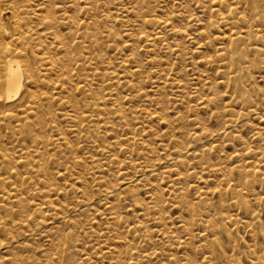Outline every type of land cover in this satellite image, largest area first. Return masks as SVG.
Instances as JSON below:
<instances>
[{
  "label": "rangeland",
  "instance_id": "rangeland-1",
  "mask_svg": "<svg viewBox=\"0 0 264 264\" xmlns=\"http://www.w3.org/2000/svg\"><path fill=\"white\" fill-rule=\"evenodd\" d=\"M11 1H0V25L6 26V28L11 26L9 29H14L18 27L16 22H20V25L22 24L21 31L25 30V36L18 43V47L26 49L25 59L30 62L33 60L35 66L36 82L32 91L34 95L36 94L34 101L37 112L35 113V107L33 110H28L31 111L29 113L25 112L24 108L17 110L18 108L13 109V107H4L0 104V118L2 117L0 125L4 122V126H0V176H4L3 183L6 181L3 185L0 178V190L3 189L2 192L0 191V195H2L0 196V213H2L0 219H3V222L0 220V242L7 243L12 237V240L14 239L13 248L8 251L9 253L1 251L0 257L10 258L16 263V259H19L21 261L18 260V264H22L26 259V264H32V260L33 264H52L55 261L56 264H105L109 261L108 264H112V262L114 264L115 257L117 258L119 255L114 252L124 251L119 256L121 259L117 258L121 262L119 264H264V0H221V3L219 0H90L91 3L88 0H52L53 5L50 3L51 0H20L30 6H25L26 4H22L19 0ZM39 5H42L44 9ZM68 5H75L77 8H73L74 6L71 8ZM23 6L26 7L25 10H21ZM232 6L235 7L232 8ZM16 7L17 9H15ZM12 8L16 10V17L13 16ZM230 9L234 12L231 13ZM17 11H21L25 20H22L23 16ZM35 11L36 13H34ZM38 11L44 13L40 14ZM68 12H70L69 15H67ZM64 13L66 14L64 15ZM46 14L51 16L52 21L58 18L52 22L48 16V20L51 21L48 22L44 19ZM236 15L241 19L239 20ZM225 17L228 20L226 23L230 24L224 23ZM38 18L40 21L37 20ZM222 18L224 19L222 20ZM143 19L157 21V27L147 25ZM58 22H61L62 25H59ZM47 23H49L48 28ZM24 25L29 26L28 28L31 27L34 31L29 32ZM56 25L58 30L55 29ZM22 26L26 29H23ZM51 29L52 31H50ZM149 29L151 30L149 31ZM35 30L39 33H36ZM237 30H240L241 33ZM253 31L255 32L253 33ZM52 32L53 34H51ZM229 32H232L231 35L239 33L241 41L243 40L239 44L238 51L241 52L242 49L244 59L237 64L233 63L229 57L232 38L231 35L229 36ZM27 33L29 35H26ZM31 33L34 34L33 37ZM30 35L31 37L28 38ZM224 35H227L229 39ZM28 39L31 41H27ZM148 40L151 42L145 43ZM0 41V44L4 43L2 40ZM5 43H7L6 40ZM242 44H245L246 47ZM246 54L249 55L246 57ZM45 59L46 61H43ZM47 61L50 63V68L46 67L49 64ZM81 61L84 65L81 64ZM120 63L121 65L125 64L123 67L127 68L121 67ZM79 64L85 68L82 69ZM53 66H57L58 70ZM128 68L131 71H138L139 75L132 74ZM42 71L44 72L42 73ZM46 71L48 72L46 73ZM125 71L127 72L125 73ZM93 72L97 74H93ZM119 73H122V76ZM92 74L95 76L91 77ZM38 75L40 76L38 77ZM124 77L129 79L124 80ZM109 78L117 79V83ZM77 80H79V84H77ZM177 85L180 88L183 87V90L181 91L180 88L179 90ZM237 86L246 93L245 99L239 98ZM4 89L1 85V94L6 92ZM115 90L119 92V96L117 92L114 93ZM38 95L42 96V99ZM36 99L40 100L42 104ZM3 112L13 114L14 117L13 115L10 117V114L3 116ZM89 114L92 116L90 117ZM39 116H42V120L45 117V121H42ZM48 117L51 120H48ZM12 118L14 119L12 120ZM2 119L4 120L2 121ZM39 119L40 121H38ZM74 124L76 125L74 126ZM11 125L12 127L9 128ZM17 128L20 130L18 131ZM55 128L59 133L55 131ZM32 132H36L35 135ZM83 134H86V138ZM42 135L45 141L42 140ZM87 136L92 139L89 140ZM63 137H66V141ZM29 140L35 142L30 141L31 145L28 143L30 146L27 147L26 142ZM62 143L64 144L61 145ZM95 144H97V148ZM24 145L27 149H24ZM56 145L61 148L58 149ZM37 146L39 149H43V151L42 149L39 151L41 153L37 152L39 150L36 149ZM30 147H34V152ZM104 148L109 150L108 154ZM26 150L28 151L25 152ZM29 150L33 154H30ZM19 152L27 154L21 155ZM182 153H187V157ZM3 154L4 157H1ZM178 154L183 156L181 155V160L177 162L174 161V158ZM40 155L45 157L40 158ZM21 157L24 158L23 161ZM37 157L39 159L36 160ZM33 158L35 160L30 163ZM38 160L43 164L36 162ZM32 164H35V166L33 165L35 168ZM152 164L155 167H148ZM26 167L28 173H26ZM43 168L47 169L48 173ZM147 169L149 171L156 169V175L152 177L148 174L150 172ZM29 170L33 171L32 176ZM217 171L219 173H216ZM34 172H38V174H34L38 176L33 178ZM65 173L73 174L74 177L65 175ZM20 175L21 179L18 180L20 178L18 177L16 180ZM60 175L66 177L62 178ZM6 176L13 181V184ZM98 177L101 178L98 179ZM35 178L36 180H34ZM30 179H33L34 182ZM45 180L52 186L56 182V186L54 185L52 189L49 187L50 184H45ZM126 182L131 187L128 190L122 187L127 184ZM41 185L44 187L43 190ZM16 186H20L19 189ZM31 186L37 187L35 189L38 191H35ZM135 186L136 188H134ZM99 187L107 191L104 189L102 191ZM29 188H32L31 192ZM54 188L56 191L58 190V196ZM25 189L29 192L26 193ZM104 191L111 192L112 196H105ZM121 191L123 194H120ZM7 192L23 194L20 197L23 200L27 199V201H23L25 207L17 203V200L14 203L13 199H8ZM35 192L38 193L35 194ZM206 193L209 196H206ZM25 194L27 196L29 194L28 198ZM34 194L39 197L35 198ZM24 196L25 198H23ZM50 197L53 198L52 207L54 209L49 205L41 210L43 212L36 208L34 210L36 204L45 198L50 199ZM155 198L157 201L159 200V206H155L157 203ZM39 199L40 201H38ZM31 200L38 203L33 202V206ZM85 200L86 202H83ZM6 201L8 202L6 203ZM23 203L21 204L23 205ZM7 204H9V208ZM87 204L88 206L84 208L83 206ZM113 205L115 209L111 208ZM30 206L33 213L35 211L34 214ZM4 207L6 211L12 208L11 212L8 211L9 215ZM29 208L30 210H28ZM60 208L61 210H59ZM64 211L65 214H63ZM26 213L27 215L33 214L29 220ZM55 214L58 218L57 216L55 218ZM26 218L29 223L31 221L34 223L30 224L31 227L34 226L32 232L25 235L23 232L26 230L23 228H21L23 232L17 227H15L16 230H13L15 229L14 224L27 223ZM20 219L22 220L20 221ZM5 220L7 223L4 222ZM40 220H43V223ZM62 220L63 223H61ZM71 220L72 225H68L71 224ZM19 221L20 223H18ZM1 222L7 224L6 229H4V224L1 226ZM142 225L145 227L144 229L141 227ZM162 226H164V231L161 232ZM95 228L96 230H94ZM73 230L75 231L73 232ZM158 231L160 232L158 233ZM7 232L11 235L9 236ZM38 232L39 235H37ZM26 242L29 244H25ZM60 245L61 247L58 249ZM40 247L41 249H39ZM129 253L133 255L130 254V256ZM11 255L13 256L9 257ZM31 257H33L32 260ZM15 262L10 264H16Z\"/></svg>",
  "mask_w": 264,
  "mask_h": 264
},
{
  "label": "bare ground",
  "instance_id": "bare-ground-1",
  "mask_svg": "<svg viewBox=\"0 0 264 264\" xmlns=\"http://www.w3.org/2000/svg\"><path fill=\"white\" fill-rule=\"evenodd\" d=\"M0 1H1V0H0ZM2 1H3V0H2ZM6 1H7V0H6ZM8 1H9V0H8ZM12 1H14V0H12ZM12 1H11V2H12ZM16 1H18V0H16ZM16 1H15V2H16ZM19 1H20V0H19ZM25 1H26V0H25ZM30 1H31V0H30ZM41 1H42V0H41ZM51 1H52V0H51ZM54 1H55V0H54ZM88 1L90 2V0H88ZM88 1H87V2H88ZM213 1H214V0H213ZM213 1H212V2H213ZM215 1H216V0H215ZM219 1H220V3L222 2L221 0H219ZM20 2H21V1H20ZM47 2H48V1H47ZM47 2H46V3H47ZM49 2H50V1H49ZM49 2H48V3H49ZM89 2H88V4L91 3V2H90V3H89ZM210 2H211V1H210ZM237 2H238V1H237ZM241 2H242V1H241ZM249 2H250V1H249ZM251 2H252V1H251ZM21 3H22V4H26L25 2H24V3L21 2ZM27 3H28V2H27ZM40 3H42V2H40ZM44 3H45V2H44ZM50 3L52 4L53 1L50 2ZM66 3H68V2H66ZM220 3H219V4H220ZM8 4H9V3H8ZM38 4H39V3H38ZM38 4H37V5H38ZM53 4H54V3H53ZM53 4H52V5H53ZM74 4H76V3H74ZM204 4H205V2H204ZM211 4L214 5V3H211ZM233 4H234V3H233ZM241 4H242V3H241ZM14 5L16 6L15 3H14ZM20 5H21V4H20ZM20 5H19V6H20ZM28 5L30 6V4H28ZM28 5L26 4L25 6H28ZM45 5H46V4H45ZM52 5H50V6H52ZM65 5H66V4H65ZM216 5H217V4H216ZM231 5H232V4H231ZM246 5H247V4H246ZM39 6H40V8H41L42 5H39ZM39 6H38V7H39ZM68 6L71 7V8L74 6L73 8H75V9L77 8V7H75V5H72V6L68 5ZM220 6H221V5H220ZM242 6H244V5H242ZM242 6H241V7H242ZM5 7H6V6H5ZM44 7L47 8L46 6H44ZM48 7H49V6H48ZM52 7H53V6H52ZM61 7L63 8V5H62ZM147 7H148V6H147ZM203 7H204V6H203ZM225 7H226V6H225ZM233 7H235V6H232V8H233ZM35 8H36V7H35ZM42 8H43V6H42ZM49 8H50V7H49ZM49 8H48V10H49ZM66 8H67V7H66ZM214 8H215V7H214ZM214 8H213V11L215 10ZM219 8H220V7H219ZM6 9H7V8H6ZM12 9H13V8H12ZM15 9H17V7H16ZM22 9L25 10L26 7L24 8V6H23V7H21V10H22ZM27 9H28V8H27ZM30 9H31V8H30ZM30 9H28V10H30ZM43 9H44V8H43ZM69 9H70V8H69ZM35 10H36V9H35ZM51 10H52V8H51ZM60 10H61V9H60ZM64 10H65V9H64ZM64 10H63V11H64ZM230 10H231V9H230ZM36 11H37V10H36ZM36 11H35L34 13H36ZM49 11H50V10H49ZM54 11H55V10H54ZM73 11H74V9H73ZM211 11H212V10H211ZM213 11H212V12H213ZM222 11H223V10H222ZM235 11H236V10H235ZM17 12H20V14H21V11H17ZM26 12H27V11H26ZM28 12H29V11H28ZM28 12H27V13H28ZM46 12H47V11H46ZM56 12H57V11H56ZM61 12H62V11H61ZM64 12H65V11H64ZM71 12H72V11H71ZM144 12H145V11H144ZM227 12H228V11H227ZM229 12H230V11H229ZM232 12H234V11L231 10V13H232ZM22 13H23V11H22ZM24 13H25V11H24ZM27 13H26V14H27ZM38 13H40V12L38 11ZM41 13H44V12H41ZM41 13H40V14H41ZM69 13H70V12H68L67 15H69ZM149 13H150V12H149ZM214 13H215V12H214ZM224 13H225V12H224ZM54 14H55V13H54ZM65 14H66V13H64V15H65ZM143 14H144V13H143ZM146 14H147V13H146ZM221 14H223V13L221 12ZM229 14H230V13H229ZM21 15H22V14H21ZM24 15H25V14H24ZM27 15H28V14H27ZM42 15H43V14H42ZM42 15H41V18H42ZM46 15H47V14H46ZM55 15H56V14H55ZM233 15H234V13H233ZM256 15H258V14H256ZM13 16L16 17V10H14V9H13ZM22 16H23V15H22ZM29 16H30V15H29ZM37 16H38V14H37ZM44 16H45V14H44ZM48 16H49V18L51 17L50 15H47L44 19L48 20ZM52 16H54V15H52ZM149 16H150V15H149ZM217 16H218V14H217ZM219 16H220V15H219ZM224 16H225V15H224ZM229 16H230V15H229ZM229 16H228V17H229ZM236 16H237V15H236ZM240 16H241V18H242V15H241V14H240ZM18 17H19V16H18ZM30 17H31V16H30ZM54 17H55V16H54ZM66 17H67V16H66ZM19 18H20V17H19ZM21 18H22V17H21ZM26 18H27V17H26ZM55 18H56V17H55ZM57 18H58V17H57ZM57 18H56V19H57ZM145 18H146V17H145ZM147 18H148V17H147ZM220 18H221V16H220ZM225 18H226V17H225ZM235 18H236V17H235ZM235 18H233V19H235ZM237 18H239V17L237 16ZM241 18H239V20H240ZM17 19H18V18H17ZM31 19H32V18H31ZM50 19H51V18H50ZM50 19H49V20H50ZM56 19H53V21H54V20L56 21ZM62 19H63V18H62ZM66 19H67V18H66ZM69 19H70V17H69ZM168 19H169V18H168ZM223 19H224V18H222V20H223ZM228 19H230V18H228ZM244 19H245V18H244ZM18 20H19V19H18ZM22 20H25V19H24V16H23V19H22ZM37 20L40 21L39 18H38ZM49 20H48V22H51V21H52V19H51V21H49ZM77 20H78V19H77ZM143 20H144V19H143ZM163 20H165V19H163ZM171 20H172V18H171ZM226 20H227V18L225 19V22H224V23H226ZM235 20H236V19H235ZM247 20H248V19H247ZM247 20H246V21H247ZM19 21H21V20H19ZM41 21H42V19H41ZM53 21H52V22H53ZM57 21H59V20H57ZM144 21H146L145 23H147V25H151V26L153 25V26H156V27H157V21H155V20H153V19H151V20H149V21H148V20H144ZM161 21H162V20H161ZM212 21H213V20H212ZM227 21H228V20H227ZM230 21H231V20H230ZM230 21H229V22H230ZM14 22H15V21H14ZM46 22H47V21H46ZM162 22H163V21H162ZM165 22H166V21H165ZM170 22H171V21H170ZM170 22H168V23H170ZM238 22H240V21H238ZM238 22H237V23H238ZM8 23H9V22H8ZM21 23H22V22H21ZM23 23H24V22H23ZM25 23H26V22H25ZM42 23H43V21H42ZM58 23H59V22H58ZM60 23H61V22H60ZM60 23H59V25H62V24H60ZM143 23H144V22H143ZM16 24H17L16 26H18V27H17V28H14V29H9L11 26H10L9 28H8V27L6 28V26L3 27L2 25H0V38H1L0 40H2V41L4 42V43L0 44V88H1V85H2V86L5 88L4 91H6L5 93L3 92V94L0 93V104H1L2 106H4V107H13V109H14V108H18L17 110H19V108H24V109H25V112H27V111L30 110V109L33 110L34 107H35V103H36V102L34 101V100H35V96H36V94L34 95V93H33V91H32V88L34 87L33 85H35V82H36V80H35V77H36V72H35V71H36V70H35L34 63L32 62L33 60L30 62V60L28 61V59H25V57H26V49H25V48H20V47H18V43L21 42L20 40H22L23 36H25V34H24V33H25V30L21 31V25H22V24L20 25V22H19V23L16 22ZM30 24H31V23H30ZM53 24H55V23H53ZM77 24H78V23H77ZM211 24H212V23H211ZM226 24H230V23L227 22ZM240 24H241V23H240ZM243 24H244V21H243ZM246 24H247V23H246ZM5 25H7V24H5ZM44 25L46 26V23H44ZM47 25H48V26H47V28H48V27H49V23H47ZM51 25H52V23H51ZM144 25H145V24H144ZM217 25H218V23H217ZM238 25H239V24H238ZM24 26H25V25H24ZM31 26H32V24H31ZM35 26H37V25H35ZM210 26H211V28H212V25H210ZM223 26H224V25H223ZM228 26H229V25H228ZM22 27H23V26H22ZM25 27H26V26H25ZM25 27H23V29H24ZM28 27H29V26H28ZM28 27H26V28H28ZM33 27H34V26H33ZM50 27H51V26H50ZM52 27H54V26H52ZM52 27H51V28H52ZM145 27H146V26H145ZM161 27H162V26H161ZM171 27H172V26H171ZM238 27H239V26H238ZM240 27H241V26H240ZM249 27H250V26H249ZM26 28H25V29H26ZM39 28H40V27H39ZM47 28H45V29H47ZM54 28H55V27H54ZM57 28H58V26L56 25V28H55V29H57ZM149 28H150V27H149ZM165 28H166V27H165ZM165 28H164V29H165ZM246 28H247V27H246ZM246 28H245V29H246ZM35 29H36V28H35ZM37 29H38V28H37ZM40 29H42V28H40ZM147 29H148V28H147ZM152 29H153V28H152ZM154 29H155V28H154ZM154 29H153V30H154ZM159 29H160V28H159ZM166 29H167V28H166ZM169 29H170V27H169ZM169 29H168V30H169ZM172 29H173V28H172ZM186 29H187V28H186ZM234 29H235V27H234ZM242 29H243V28H242ZM247 29H248V28H247ZM42 30H43V29H42ZM42 30H41V31H42ZM57 30H58V29H57ZM150 30H151V29H149V31H150ZM240 30H241V28H240ZM240 30H237V31L240 32ZM28 31L31 32V31H34V30L31 29V27H30V28H28ZM35 31H36V33H39L37 30H35ZM50 31H52V29H51ZM157 31H159V30H157ZM170 31H171V30H170ZM229 31H230V30H229ZM56 32H57V31H56ZM56 32H55V33H56ZM151 32H152V31H151ZM178 32H179V31H178ZM181 32H182V31H181ZM183 32H184V31H183ZM246 32H248V31H246ZM254 32H255V31H253V33H254ZM32 33H34V32H32ZM32 33H31V34H32ZM126 33H128V32H126ZM184 33H186V32H184ZM224 33H225V32H224ZM226 33H227V32H226ZM231 33H232V32H229V36L231 35ZM240 33H241V32H240ZM249 33H250V32H249ZM51 34H53V32H52ZM57 34H58V32H57ZM149 34H150V33H149ZM149 34H147V35L149 36ZM175 34H177V33L175 32ZM179 34H180V33H179ZM256 34H257V33H256ZM26 35H29V34L27 33ZM33 35H34V34H32V37H33ZM40 35H41V33H40ZM43 35H44V34H43ZM55 35H56V34H55ZM58 35H60V34H58ZM58 35H57V36H58ZM125 35H126V34H125ZM129 35H130V34H129ZM151 35H152V33H151ZM189 35H192V34H189ZM220 35H222V34H220ZM241 35H242V34H241ZM35 36H36V35H35ZM44 36H45V35H44ZM44 36H43V37H44ZM156 36H157V35H156ZM218 36H219V35H218ZM224 36H227V35H224ZM224 36H222V37H224ZM242 36H243V35H242ZM242 36H241V37H242ZM30 37H31V35H30L28 38H30ZM43 37H42V38H43ZM45 37H46V36H45ZM93 37H94V36H93ZM142 37H143V36H142ZM151 37H152V36H151ZM227 37H228V36H227ZM230 37H232V38H231V43H230L231 46H230V50H229V53H230V56H229V57H231V61H232L233 63H236V64H237V62H240V61L242 62L243 59H244V54H243V52H242V49H241V52L238 51L239 44H240L241 42H243V40L241 41L240 36H239V33H234V34L231 35ZM249 37H250V35H249ZM252 37H253V35H252ZM34 38H35V37H34ZM38 38H39V36H38ZM57 38H58V37H57ZM153 38H155L154 35H153ZM220 38H221V37H220ZM255 38H256V36H255ZM35 39H36V38H35ZM35 39H33V40H35ZM40 39H41V38H40ZM146 39H147V38H146ZM148 39H149V38H148ZM187 39H188V38H187ZM227 39H229V37H228ZM243 39H244V38H243ZM5 40L7 41V43H5ZM24 40H25V39H24ZM24 40H23V41H24ZM33 40H32V41H33ZM38 40H39V39H38ZM141 40H142V39H141ZM153 40H155V39H153ZM218 40H219V39H218ZM244 40H245V39H244ZM25 41H26V40H25ZM27 41H31V39H30V40L28 39ZM56 41H57V40H56ZM144 41H145V40H144ZM155 41H156V40H155ZM155 41H153V42H154L153 44H155ZM165 41H166V40H165ZM220 41H221V40H220ZM223 41H224V40H223ZM223 41H222V42H223ZM226 41H227V40H226ZM0 42H1V41H0ZM82 42H83V41H82ZM149 42H151V41L148 40V42H145V43L148 44ZM156 42H157V41H156ZM163 42H164V41H163ZM228 42H229V40H228ZM244 42H245V41H244ZM25 43L28 44V42H25ZM20 44H21V43H20ZM228 44H229V43H228ZM31 45H32V44H31ZM86 45H87V44H86ZM242 45H244V47H246L245 44H242ZM33 46H34V45H33ZM33 46H32V47H33ZM87 46H88V45H87ZM168 46H169V45H168ZM25 47H26V46H25ZM176 47H177V46H176ZM224 47H225V46H224ZM241 47H242V46H241ZM256 47H257V46H256ZM33 48H34V47H33ZM169 48H170V47H169ZM259 48H260V47H259ZM98 49H99V48H98ZM167 49H168V48H167ZM173 49H174V48H173ZM33 50H34V49H33ZM35 50H36V49H35ZM224 50L226 51V49H224ZM244 50H245V48H244ZM65 51L67 52V50H65ZM100 51H101V50H100ZM175 51H176V50H175ZM256 51H257V50H256ZM37 52H39V51L37 50ZM84 52H85V51H84ZM121 52H122V51H121ZM173 52H174V51H173ZM176 52L178 53V51H176ZM223 52H224V51H223ZM244 52H245V51H244ZM88 53H89V52H88ZM153 53H154V52H153ZM229 53H228V54H229ZM247 53H248V52H247ZM257 53H258V52H257ZM259 53H260V52H259ZM40 54H41V53H40ZM173 54H175V53H173ZM226 54H227V53H226ZM255 54H256V53H255ZM38 55H39V54H38ZM42 55H44V54H42ZM50 55H51V54H50ZM59 55H60V54H59ZM117 55H118V54H117ZM248 55H249V54H248ZM248 55L246 54L245 56L247 57ZM27 56H28V54H27ZM39 56H40V55H39ZM226 56L228 57V55H226ZM64 57H65V56H64ZM135 57H137V56H135ZM229 57H228V58H229ZM28 58H29V57H28ZM100 58H101V57H100ZM124 58H125V57H124ZM156 58H157V57H156ZM40 59H41V58H40ZM43 59H44V58H43ZM50 59H51V58H50ZM75 59H77V58H75ZM79 59H80V58H79ZM79 59H78V60H79ZM47 60H48V59H47ZM69 60H70V59H69ZM92 60H93V58H92ZM121 60H122V59H121ZM123 60H124V59H123ZM226 60H227V59H226ZM40 61L42 62V60H40ZM43 61H46V59L43 60ZM48 61H49V60H48ZM48 61H47V62H48ZM95 61H96V60H95ZM128 61H129V60H128ZM244 61H245V60H244ZM248 61H249V60H248ZM41 62H40V63H41ZM49 62H50V61H49ZM49 62H48V63H49ZM78 62H79V61H78ZM81 62H82L81 64L84 65V64H83V61H81ZM84 62L86 63V61H84ZM87 62H88V61H87ZM89 62H90V60H89ZM89 62H88V63H89ZM126 62H127V61H126ZM135 62H136V61H135ZM137 62H138V61H137ZM201 62H202V61H201ZM229 62H230V61H229ZM245 62H246V61H245ZM38 63H39V62H38ZM45 63H46V62H45ZM50 63H52V62H50ZM50 63H49L48 65L45 64L46 67H47V66L49 67V66H50ZM54 63H56V62H54ZM54 63H53V64H54ZM90 63H91V62H90ZM90 63H89V64H90ZM143 63H144V62H143ZM248 63H250V62H248ZM41 64H42V63H41ZM41 64H40V65H41ZM66 64H67V63H66ZM69 64H70V63H69ZM81 64H79L80 67H82ZM89 64H88V65H89ZM176 64H177V63H176ZM178 64H179V63H178ZM230 64H231V63H230ZM236 64H233V65H236ZM250 64H251V63H250ZM86 65H87V64H86ZM88 65H87V66H88ZM120 65H121V63H120ZM123 65H125V64L122 63L121 67H123ZM126 65H127V64H126ZM197 65H199V64H197ZM226 65H227V64H226ZM248 65H249V64H248ZM36 66H39V65H36ZM54 66H55V65H54ZM54 66H53V67H54ZM160 66H161V65H160ZM182 66H183V65H182ZM230 66H231V65H230ZM239 66H240V65H239ZM51 67H52V66H51ZM56 67H57V66H56ZM56 67H54V68H56ZM67 67H68V66H67ZM70 67H71V66H70ZM119 67H120V66H119ZM124 67H125V66H124ZM124 67H123V68H124ZM224 67H225V66H224ZM249 67H250V65H249ZM253 67H254V66H253ZM257 67H258V66H257ZM43 68H44V65H43ZM43 68H42V69H43ZM49 68H50V67H49ZM57 68H58V67H57ZM57 68H56V70H58ZM84 68H85V66H84ZM84 68L82 67V69H84ZM86 68H87V70H89L88 67H86ZM91 68H92V67H91ZM91 68H90V70H91ZM126 68H127V67H125V69H126ZM154 68H155V67H154ZM158 68H160V67H158ZM36 69H37V67H36ZM96 69H97V68H96ZM125 69H124V70H125ZM137 69H138V68H137ZM50 70H51V69H50ZM53 70H54V69H53ZM85 70H86V69H85ZM124 70H123V71H124ZM128 70H129V68H128ZM134 70H135V69H134ZM244 70H245V69H244ZM249 70H250V69H249ZM37 71H38V69H37ZM76 71H77V70H76ZM129 71H131V69H130ZM43 72H44V71H42V73H43ZM47 72H48V71H46V73H47ZM52 72H53V71H52ZM70 72H71V71H70ZM79 72H80V71H79ZM95 72H98V71L95 70ZM95 72H93V74H94ZM113 72H115V71H113ZM126 72H127V71H125V73H126ZM137 72H138V71H137ZM137 72H136V71H133V70L131 71L132 74H135V73H137ZM125 73H124V74H125ZM129 73H130V72H128V74H129ZM138 73H139V72H138ZM138 73H137V74H138ZM44 74H45V73H44ZM93 74H92L91 77L95 76V75H93ZM95 74H97V73H95ZM113 74H114V73H113ZM119 74H121V76H122V73H119ZM128 74H125V75H128ZM184 74H185V73H184ZM197 74H198V73H197ZM230 74H231V73H230ZM237 74H238V73H237ZM254 74H255V73H254ZM40 75H41V74H40ZM40 75H38V77H39ZM61 75H62V74H61ZM99 75H100V74H99ZM117 75H118V74H117ZM129 75H130V74H129ZM129 75H128V77H129ZM138 75H139V74H138ZM234 75H235V74H234ZM41 76H42V75H41ZM43 76H45V75H43ZM46 76H47V74H46ZM76 76H77V75H76ZM97 76H98V75H97ZM101 76H102V75H101ZM229 76H230V75H229ZM241 76H242V75H241ZM38 77H37V78H38ZM89 77H90V76H89ZM89 77H87V78L89 79ZM112 77H113V76H112ZM134 77H135V76H134ZM156 77H157V76H156ZM175 77H176V76H175ZM244 77H245V75H244ZM41 78H42V77H41ZM52 78H53V77H52ZM78 78H79V77H78ZM78 78H77V79H78ZM119 78H120V77H119ZM235 78H236V77H235ZM247 78H248V77H247ZM42 79L44 80V78H42ZM59 79H60V78H59ZM109 79H110V78H109ZM112 79H113V78H111L110 80H112ZM126 79H129V78H126ZM126 79H125V77H124V80H126ZM175 79H178V78H175ZM236 79H237V78H236ZM241 79H242V78H241ZM245 79H246V78H245ZM38 80H39V79H38ZM69 80H72V79L69 78ZM91 80H92V79H91ZM113 80H115V79H113ZM113 80H112V81H113ZM116 80H117V79H116ZM116 80H115V81H116ZM161 80H162V79H161ZM40 81H41V80H40ZM64 81H65V80H64ZM89 81H90V80H89ZM129 81H130V80H129ZM166 81H167V80H166ZM171 81H172V80H171ZM174 81H175V80H174ZM176 81H177V80H176ZM230 81H231V80H230ZM243 81H244V80H243ZM37 82H38V81H37ZM62 82H63V81H62ZM78 82H79V80H77V84L80 83V82H79V83H78ZM86 82H87V81H86ZM178 82H180V81H178ZM56 83H57V82H56ZM88 83H90V82H88ZM88 83H87V84H88ZM91 83H92V81H91ZM111 83H112V82H111ZM113 83H114V82H113ZM116 83H117V81H116ZM128 83H130V82H128ZM154 83H155V82H154ZM164 83H165V82H164ZM172 83H173V82H172ZM174 83H175V82H174ZM235 83H236V81H235ZM114 84H115V83H114ZM120 84H121V83H120ZM122 84H123V83H122ZM122 84H121V85H122ZM124 84H126V83L124 82ZM130 84H131V83H130ZM177 84H179V83H177ZM243 84H244V83H243ZM88 85H89V84H88ZM88 85H87V86H88ZM174 85H175V84H174ZM174 85H172V86H174ZM180 85H181V84H180ZM180 85H179V86H180ZM244 85H245V84H244ZM87 86H86V87H87ZM134 86H135V85H134ZM166 86H167V85H166ZM182 86H184V85H182ZM235 86H236V85H235ZM245 86H247V85H245ZM57 87H58V86H57ZM114 87H115V86H114ZM114 87H113V88H114ZM120 87H121V86H120ZM120 87H119V89H120ZM177 87H178V85H177ZM58 88H59V87H58ZM109 88H110V87H109ZM113 88H112V89H113ZM124 88H125V87H124ZM130 88H131V87H130ZM132 88H133V87H132ZM179 88H180V87H178V89H179ZM182 88H183V87L180 88L181 91L183 90ZM233 88H235V87H233ZM2 89H3V88H2ZM54 89H55V88H54ZM112 89H111V90H112ZM180 89H179V90H180ZM117 90H118V89H117ZM117 90H115L114 93H116ZM120 90H122V89H120ZM120 90H119V91H120ZM0 91H1V90H0ZM237 91H238V93H239V95H240L239 98H241V99H245V97H246V96H245L246 93H245L240 87H238V86H237ZM111 92H112V91H111ZM38 93H39V92H38ZM114 93H112V94H114ZM152 93H153V92H152ZM43 94H44V93H43ZM47 94H48V93H47ZM118 94H119V92H117V95H118ZM48 95L51 96L52 94H48ZM48 95H47V96H48ZM110 95H111V94H110ZM263 95H264V94H263ZM38 96L40 97V95H38ZM113 96H114V95H113ZM118 96H119V95H118ZM193 96H194V95H193ZM41 97H42V96H41ZM41 97H40V98H41ZM115 97H116V95H115ZM115 97H114V98H115ZM40 98H37V99H40ZM37 99H36V100H37ZM41 99H42V98H41ZM53 99H54V98H53ZM118 99H119V97H118ZM118 99H117V100H118ZM142 99H143V98H142ZM248 99H249V98H248ZM248 99H247V100H248ZM44 100H46V99H44ZM51 100H52V99H51ZM117 100H116V101H117ZM145 100H146V99H145ZM233 100L236 101L235 99H233ZM37 101H38V100H37ZM47 101H49V100H47ZM47 101H45V102H47ZM211 101H212V100H211ZM234 101H233V102H234ZM241 101H242V100H241ZM248 101H249V100H248ZM38 102L42 104V102H41L40 100H39ZM38 102H37V103H38ZM117 102H118V101H117ZM126 102H127V101H126ZM207 102H208V101H207ZM43 103H44V101H43ZM112 103H113V102H112ZM238 103H239V102H238ZM91 104H92V103H91ZM215 104H216V103H215ZM140 105H141V104H140ZM38 106H41V105H38ZM151 106H152V105H151ZM37 108H38V107H37ZM161 108H162V107H161ZM202 108H203V107H202ZM253 108H254V107H253ZM26 109H27V110H26ZM38 109H39V108H38ZM35 110H36V111H35V113H36V112H37L36 107H35ZM21 111H22V110H21ZM255 111H256V110H255ZM19 112H20V111H19ZM19 112H18V113H19ZM28 112H29V111H28ZM30 112H31V111H30ZM30 112H29V113H30ZM144 112H145V111H144ZM144 112H143V113H144ZM242 112H243V111H242ZM3 113H4V112H3ZM7 113H8V112H7ZM32 113H33V112H32ZM91 113H92V112H91ZM259 113H260V112H259ZM5 114H6V113H4L3 116H5ZM9 114H10V113H8V114H6V115H9ZM80 114H81V113H80ZM85 114H88V113L85 112ZM85 114L83 113V115H85ZM214 114H215V113H214ZM257 114H258V113H257ZM12 115H13V114H10V117H12ZM25 115H26V114H25ZM27 115H28V113H27ZM224 115H225V114H224ZM17 116H18V115H17ZM61 116H62V115H61ZM61 116H60V117H61ZM64 116H65V115H64ZM64 116L62 117V119L64 118ZM66 116H67V115H66ZM66 116H65V117H66ZM68 116H69V115H68ZM81 116H82V115H81ZM81 116H80V117H81ZM85 116H86V115H85ZM89 116L91 117L92 114H91V115L89 114ZM227 116H228V115H227ZM253 116H254V115H253ZM10 117H9V118H10ZM13 117H14V115H13ZM21 117H22V116H21ZM21 117H20V118H21ZM23 117H24V115H23ZM23 117H22V118H23ZM25 117H26V116H25ZM27 117H28V116H27ZM29 117H30V115H29ZM32 117H33V116H32ZM32 117H31V118H32ZM36 117H37V115H36ZM36 117H35V119H37ZM49 117H50V116H49ZM49 117H48V120H51V119H49ZM215 117H216V116H215ZM243 117H244V116H243ZM1 118H2V117H1ZM1 118H0V119H1ZM3 118H4V117H3ZM17 118H19V117H17ZM22 118H21V119H22ZM39 118H41V120H42V116H41V117L39 116ZM44 118H45V117H44ZM44 118H43V120H44ZM46 118H47V117H46ZM50 118H51V117H50ZM5 119H6V117H5ZM13 119H14V118H12V120H13ZM33 119H34V118H33ZM33 119H32V120H33ZM66 119H67V118H66ZM70 119H71V117H70ZM72 119H73V117H72ZM75 119H76V118H75ZM239 119H240V118H239ZM3 120H4V119H2V121H3ZM18 120H19V119H18ZM18 120H17V121H18ZM23 120H24V119H23ZM32 120H31V121H32ZM43 120H42V121H43ZM87 120H88V119H87ZM7 121H8V120H7ZM19 121H20V120H19ZM35 121H36V120H35ZM38 121H40V119H39ZM44 121H45V120H44ZM72 121H73V120H72ZM77 121H78V120H77ZM83 121H84V118H83ZM85 121H86V120H85ZM88 121H89V120H88ZM21 122H22V121H21ZM121 122H122V121H121ZM3 123H4V122H3ZM3 123H2L1 125H3ZM25 123H26V118H25ZM29 123H30V122H29ZM55 123H56V122H55ZM109 123H110V122H109ZM7 124H8V123H7ZM10 124H11V122H10ZM16 124H17V123H16ZM16 124H15V125H16ZM19 124H21V123H19ZM23 124H24V122H23ZM27 124H28V123H27ZM31 124H32V123H31ZM76 124H78V123H76ZM76 124H74V126H75ZM93 124H94V123H93ZM115 124H116V123H115ZM225 124H226V123H225ZM1 125H0V126H1ZM15 125H14V126H15ZM43 125H44V124H43ZM43 125H42V127H43ZM45 125H46V124H45ZM48 125H49V124H48ZM53 125H54V124H53ZM55 125H56V124H55ZM142 125H143V124H142ZM229 125H230V124H229ZM237 125H238V124H237ZM3 126H4V125H3ZM3 126H2V127H3ZM5 126H6V122H5ZM14 126H13V128H14ZM22 126L24 127L25 125H22ZM29 126H30V125H29ZM51 126H52V125H51ZM56 126H57V125H56ZM11 127H12V125L9 126V128H11ZM17 127H18V126H17ZM20 127H21V126H20ZM30 127H31V126H30ZM36 127H37V126H36ZM38 127H39V126H38ZM38 127H37V128H38ZM94 127H95V126H94ZM117 127H118V126H117ZM230 127H231V126H230ZM13 128H12V130H13ZM26 128H27V125H26ZM26 128H25V129H26ZM31 128H32V127H31ZM44 128H45V126H44ZM48 128H49V127H48ZM48 128H46V129H48ZM206 128H207V127H206ZM28 129H29V128H28ZM33 129H34V128H33ZM35 129H36V128H35ZM39 129H40V128H39ZM46 129H45V130H46ZM55 129H56V128H55ZM74 129H75V128H74ZM17 130L19 131L20 128H19V129L17 128ZM30 130H31V129H30ZM30 130H29V131H30ZM48 130H49V129H48ZM53 130H54V129H53ZM71 130H72V129H71ZM14 131H15V129H14ZM18 131H17V132H18ZM23 131H24V130H23ZM26 131H27V130H26ZM32 131H33V130H32ZM40 131H41V130H40ZM55 131H57V132L59 133V131H58L57 129H56ZM55 131H54V132H55ZM73 131H75V130H73ZM21 132H22V131H21ZM42 132H43V131H42ZM57 132H56V133H57ZM198 132H199V131H198ZM23 133H24V132H23ZM28 133H29V132H28ZM32 133L34 134V133H36V132H32ZM37 133H38V132H37ZM39 133H40V132H39ZM44 133H45V132H44ZM56 133H55V135H56ZM58 133H57V135H59ZM74 133H75V132H74ZM42 134H43V133H42ZM60 134H61V132H60ZM63 134H64V133H63ZM77 134H78V133H77ZM202 134H204V133H202ZM213 134H214V133H213ZM9 135H10V134H9ZM27 135H28V134H27ZM34 135H35V134H34ZM38 135H39V134H38ZM52 135H53V134H52ZM73 135H75V134H73ZM83 135H84V137L86 138V134H83ZM87 135H88V134H87ZM91 135H92V133H91ZM149 135H150V134H149ZM176 135H177V134H176ZM190 135H191V134H190ZM29 136H30V135H29ZM53 136H54V135H53ZM89 136H90V134H89ZM89 136H87L88 139H89ZM212 136H213V135H212ZM46 137H47V136H46ZM55 137H57V136H55ZM91 137H92V136H91ZM32 138H33V137H32ZM32 138H31V139H32ZM34 138H35V137H34ZM39 138H40V136H39ZM52 138H53V137H52ZM57 138H59V137H57ZM81 138H82V137H81ZM85 138H84V139H85ZM181 138H182V137H181ZM201 138H203V137H201ZM201 138H199V139H201ZM208 138H209V136H208ZM213 138H214V137H213ZM251 138H252V137H251ZM46 139L48 140V138H46ZM53 139H54V138H53ZM61 139H62V137H61ZM63 139H65V141H66V137H65V138L63 137ZM88 139H87V140H88ZM90 139H92V138H90ZM90 139H89V140H90ZM119 139H120V138H119ZM199 139H198V140H199ZM203 139H204V138H203ZM32 140H33V139H32ZM32 140H29L28 142L25 141V142H26L27 145H28V143H29L30 141L32 142ZM34 140H35V139H34ZM39 140H40V139H39ZM42 140H44V139H43V135H42ZM89 140H88V141H89ZM44 141H45V140H44ZM48 141H49V140H48ZM50 141H51V140H50ZM54 141H55V140H54ZM57 141H58V140H57ZM57 141H56V143H58ZM59 141H60V140H59ZM63 141H64V140H63ZM65 141H64V142H65ZM236 141H237V140H236ZM34 142H35V141H34ZM34 142H32V143H34ZM38 142H39V141H38ZM40 142H41V141H40ZM90 142H91V141H90ZM94 142H95V141H94ZM233 142H234V140H233ZM48 143H50V142H48ZM54 143H55V142H54ZM85 143H86V142H85ZM91 143H93V142H91ZM205 143H206V142H205ZM24 144H25V143H24ZM29 144H30V143H29ZM36 144H38V143H36ZM42 144H43V143H42ZM42 144H41V145H42ZM58 144H59V143H58ZM58 144H57V145H58ZM63 144H64V143H62L61 145H63ZM139 144H140V143H139ZM30 145H31V144H30ZM30 145H28L27 147H29ZM43 145H44V144H43ZM43 145H42V146H43ZM53 145H54V144H53ZM53 145H52V146H53ZM57 145H56V146H57ZM61 145H60V146H61ZM234 145H235V144H234ZM34 146H35V144H34ZM46 146H47V145H46ZM89 146H90V145H89ZM89 146H88V147H89ZM91 146H93V145H91ZM95 146H96V148L98 147L97 144H95ZM23 147H24V149L26 148L25 145H24ZM35 147H36V146H35ZM50 147H51V144H50ZM197 147H198V146H197ZM30 148H32V147H30ZM33 148H34V147H33ZM33 148H32V151H33ZM42 148L44 149V146H43ZM42 148L39 149L38 146H37L36 149H39L37 152H39ZM54 148H55V147H54ZM57 148H58V146H57ZM60 148H61V147H60ZM60 148H58V149H60ZM91 148H92V147H91ZM94 148H95V147H94ZM20 149H21V148H20ZM24 149L22 148L23 151H24ZM26 149H27V148H26ZM28 149H29V148H28ZM36 149H34V150H36ZM43 149H42V151H43ZM49 149H50V148H49ZM92 149H93V148H92ZM99 149H100V148H99ZM99 149H98V150H99ZM104 149H106L105 151H107V148H104ZM241 149H242V148H241ZM47 150H48V148H47ZM47 150H46V151H47ZM50 150H51V149H50ZM52 150H53V149H52ZM17 151H18V150H17ZM27 151H28V150H26L25 152H27ZM32 151L29 150L30 154L32 153ZM54 151H55V150H54ZM92 151H93V150H92ZM100 151H101V150H100ZM105 151H104V153H105ZM166 151H167V150H166ZM176 151H177V150H176ZM187 151H188V150H187ZM217 151H218V150H217ZM33 152H34V151H33ZM48 152H49V151H48ZM60 152L62 153V151H60ZM101 152H102V151H101ZM179 152H180V151H179ZM185 152H186V151H185ZM237 152H238V151H237ZM39 153H41V152H39ZM39 153H38V155H39ZM44 153H45V152H44ZM50 153H51V151H50ZM95 153H96V152H95ZM98 153H99V152H98ZM102 153H103V152H102ZM108 153H109V150L107 151V154H108ZM19 154H21V152H19ZM24 154L26 155L27 153H24ZM24 154H21V155H24ZM28 154H29V153H28ZM32 154H33V153H32ZM36 154H37V153H36ZM36 154H35V155H36ZM42 154H43V153H42ZM45 154H46V153H45ZM45 154H44V155H45ZM48 154H49V153H48ZM129 154H130V153H129ZM176 154H177V153H176ZM182 154H184V153H182ZM182 154H181V155H182ZM186 154H187V153H186ZM186 154H184V155L186 156ZM191 154H192V153H191ZM217 154H218V153H217ZM46 155H47V154H46ZM50 155H53V154H50ZM92 155H93V154H92ZM172 155H173V154H172ZM181 155L178 154V155L176 156V158H174V161H177V162L180 161V160H181V157L183 156V155H182V156H181ZM192 155H193V154H192ZM32 156H33V155H32ZM40 156H41V155H40ZM42 156H43V155H42ZM42 156H41L40 158H42ZM93 156H94V155H93ZM133 156H134V155H133ZM173 156H175V155H173ZM173 156H172V157H173ZM224 156H225V155H224ZM224 156H223V157H224ZM1 157H4V154H3V156L1 155ZM9 157H10V156H9ZM18 157H19V156H18ZM18 157H17V158H18ZM23 157H24V156H23ZM27 157H28V156H27ZM29 157H30V156H29ZM34 157H35V156H34ZM38 157H39V156H38ZM38 157L36 158V160L39 159ZM44 157H45V156H43V158H44ZM89 157H90V156H89ZM186 157H187V156H186ZM31 158H32V157H31ZM92 158H93V157H92ZM126 158H127V157H126ZM183 158H185V157H183ZM227 158H228V157H227ZM234 158H235V157H234ZM246 158H247V157H246ZM5 159H6V157H5ZM9 159H10V158H9ZM21 159H22V157H21ZM27 159H28V161H29V158H27ZM48 159H49V158H48ZM88 159H89V158H88ZM193 159H194V158H193ZM193 159H191V160H193ZM249 159H250V158H249ZM7 160H8V158H7ZM23 160H24V158L22 159V161H23ZM32 160H35V158L31 159V160H30V163L33 162ZM42 160H43V159H42ZM51 160H52V159H51ZM172 160H173V159H172ZM172 160H171V161H172ZM219 160H220V159H219ZM247 160H248V159H247ZM10 161H12V160L10 159ZM10 161H8V162H10ZM14 161H15V160H14ZM39 161H40V160H38V161H36V162H39ZM44 161H45V159H44ZM79 161H80V160H79ZM89 161H90V160H89ZM89 161H87V162H89ZM113 161H114V160H113ZM183 161H184V160H183ZM193 161H194V160H193ZM15 162H17V161H15ZM25 162H26V161H25ZM34 162H35V161H34ZM36 162H35V163H36ZM41 162H42V161H41ZM81 162H82V161H81ZM135 162H136V161H135ZM226 162H227V161H226ZM10 163H11V162H10ZM21 163H22V162H21ZM30 163H29V164H30ZM39 163H40V162H39ZM72 163H73V162H72ZM79 163H80V162H79ZM183 163H184V162H183ZM29 164H28V166H29ZM40 164H43V163H40ZM165 164H166V163H165ZM184 164H185V163H184ZM205 164H206V163H205ZM213 164H214V163H213ZM213 164H212V165H213ZM227 164H228V163H227ZM229 164H230V163H229ZM19 165H20V164H19ZM24 165H25V164H24ZM26 165H27V163H26ZM33 165L35 166V164H32V166H33ZM45 165H46V164H45ZM73 165H74V164H73ZM78 165H79V164H78ZM88 165H89V164H88ZM159 165H160V164H159ZM177 165H178V163H177ZM179 165H180V164H179ZM200 165H201V164H200ZM220 165H221V163H220ZM232 165H233V164H232ZM30 166H31V165H30ZM34 166H33V167H34ZM79 166H81V164H80ZM205 166H206V165H205ZM213 166H214V165H213ZM213 166H211V167H213ZM13 167L16 168V166H14V165H13ZM23 167H24V166H23ZM66 167H67V166H66ZM66 167H65L64 170H63L64 172H65ZM82 167H83V166H82ZM133 167H134V166H133ZM140 167H141V166H140ZM144 167H145V166H144ZM148 167L153 168V167H155V166L152 164L151 166H148ZM203 167H204V162H203ZM220 167H221V166H220ZM225 167H226V166H225ZM31 168H32V167H31ZM31 168H30V169H31ZM34 168H35V167H34ZM37 168H38V166H37ZM37 168H36V169H37ZM50 168H51V167H50ZM145 168H147V166H146ZM156 168H157V167H156ZM26 169H27V172H26V173H28V168L26 167ZM38 169H39V168H38ZM43 169H45V168H43ZM16 170H17V169H16ZM32 170H33V169H32ZM39 170H40V169H39ZM46 170H47V169H45L44 171H46ZM74 170H75V169H74ZM147 170H148V169H147ZM193 170H194V168H193ZM201 170H202V169H201ZM209 170H210V169H209ZM212 170H214V169L212 168ZM212 170H211V171H212ZM215 170H216V169H215ZM218 170H219V169H218ZM11 171H12V170H11ZM13 171H14V170H13ZM25 171H26V170H25ZM33 171H34V170H33ZM33 171H32V172H33ZM44 171H43V172H44ZM67 171H68V169H67ZM67 171H66V172H67ZM139 171H140V170H139ZM148 171H149V170H148ZM148 171H147V172H148ZM156 171H157L156 169H152V170L149 171L150 173H148V174H150V175L153 177L154 175H156ZM158 171H159V170H158ZM8 172H9V171H8ZM17 172H18V171H17ZM29 172H30V175L32 176V172H31L30 170H29ZM38 172H39V171H38ZM38 172H36V173L38 174ZM143 172H145V171H143ZM204 172H205V171H204ZM14 173H15V172H14ZM36 173L34 172L33 175L36 174ZM46 173H48V171H46ZM46 173H45V174H46ZM55 173H56V172H55ZM55 173H54V174H55ZM59 173H61V172L59 171ZM69 173H70V172H69ZM69 173H65V175H66V174H67V175H70ZM71 173H72V172H71ZM205 173H206V172H205ZM208 173H209V172H208ZM211 173H213V172H211ZM216 173H219V172L217 171ZM257 173H258V172H257ZM257 173H256V174H257ZM6 174H8V173H6ZM9 174H10V173H9ZM12 174H13V173H12ZM12 174H11V175H12ZM19 174H21V173H19ZM22 174H23V173H22ZM45 174H44V175H45ZM57 174H58V173H57ZM57 174H55V175H57ZM62 174L64 175V173H62ZM78 174H79V173H78ZM88 174H89V173H88ZM193 174H194V173H193ZM246 174H247V173H246ZM16 175H18V174H16ZM23 175H25V174H23ZM42 175H43V174H42ZM51 175H52V173H51ZM144 175H145V174H144ZM144 175H143V176H144ZM160 175H161V174H160ZM177 175H178V174H177ZM252 175H253V174H252ZM36 176H38V175H34L33 178L36 177ZM47 176H48V175H47ZM47 176H46V177H47ZM49 176H50V175H49ZM60 176H61V175H60ZM60 176H59V177H60ZM70 176H73V174L70 175ZM70 176H69V177H70ZM141 176H142V175H141ZM232 176H233V175H232ZM247 176H248V175H247ZM261 176H262V175H261ZM3 177H4V176H3ZM3 177L0 176L1 181L4 179ZM6 177H8V176H6ZM18 177H20V178L18 179ZM25 177H27V176H25ZM28 177H29V176H28ZM39 177H40V176H39ZM57 177H58V176H57ZM59 177H58V178H59ZM61 177L63 178V177H66V176H61ZM73 177H74V176H73ZM73 177H72V178H73ZM82 177H84V176H82ZM183 177H184V176H183ZM198 177H200V176H198ZM207 177H208V176H207ZM257 177H258V176H257ZM2 178H3V179H2ZM8 178H9V177H8ZM14 178H16V177H14ZM37 178H38V177H37ZM51 178H52V177H51ZM51 178H50V179H51ZM62 178H61V179H62ZM77 178H78V177H77ZM100 178H101V177H100ZM100 178L98 177V179H100ZM5 179H6V178H5ZM17 179L20 180V179H21V175H20V176H17L16 180H17ZM22 179H23V178H22ZM47 179H48V178H47ZM61 179H60V180H61ZM68 179H70V178H68ZM83 179H84V178H83ZM102 179L104 180V178H102ZM186 179H187V178H186ZM208 179H209V178H208ZM8 180L12 181L10 178H9ZM13 180H14V179H13ZM26 180H27V178H26ZM26 180L24 179V182H25ZM30 180H32V181L34 182V180H36V178H35L34 180H33V179H30ZM75 180H76V179H75ZM78 180H79V179H78ZM138 180H139V179H138ZM138 180H136V181L139 182ZM203 180H204V179H203ZM255 180H256V179H255ZM1 181H0V182H1ZM65 181H66V180H65ZM100 181H101V180H100ZM100 181H99V182H100ZM136 181H135V182H136ZM140 181H141V179H140ZM161 181H162V180H161ZM208 181H209V180H208ZM5 182H6V181H5ZM5 182H4V183H5ZM19 182H20V181H19ZM19 182H18V183H19ZM24 182H23V183H24ZM33 182H32V183H33ZM43 182H44V181H43ZM129 182H130V181H129ZM184 182H185V181H184ZM186 182H187V181H186ZM206 182H207V181H206ZM242 182H243V181H242ZM2 183H3V181H2ZM2 183H1V184H2ZM4 183H3V185H5ZM10 183H11V182H10ZM14 183L18 184L17 182H14ZM20 183H21V182H20ZM25 183H26V182H25ZM38 183H41V181H38ZM46 183H47V180H45V184H46ZM55 183H56V182H55ZM55 183L53 184V186L55 185ZM79 183H80V182H79ZM126 183H127V182H126ZM133 183H134V182H133ZM174 183H175V182H174ZM7 184H8V182H7ZM12 184H13V181H12ZM16 184H14V185H16ZM47 184H50V183H47ZM98 184H99V183H98ZM101 184H102V182H101ZM101 184H100V185H101ZM138 184H139V183H138ZM166 184H167V183H166ZM23 185H25V184H23ZM23 185H22V186L20 185V186L23 187ZM27 185H29V184H27ZM31 185H32V184H31ZM39 185H40V184H39ZM50 185H51V184H50ZM100 185H99V186H100ZM129 185H130V184L127 183V184H125V185L122 186V187H124L125 189L128 190L129 188H131V187H129ZM183 185H184V184H183ZM214 185H215V184H214ZM229 185H230V184H229ZM6 186H8V185H6ZM20 186H16L17 189H19L18 187H20ZM41 186H42V190H43L44 187H43V185H41ZM45 186H46V185H45ZM47 186H48V185H47ZM53 186L51 185V186H49V187L52 188ZM55 186H56V185H55ZM102 186L104 187V185H102ZM132 186H134V185H132ZM218 186H219V185H218ZM31 187L34 188V186H31ZM173 187H174V186H173ZM219 187H220V186H219ZM4 188H5V187H4ZM35 188H37V187H35ZM35 188H34V190H35V191H38V190H36ZM45 188H46V187H45ZM99 188H100V187H99ZM132 188H133V187H132ZM134 188H136V186H135ZM134 188H133V189H134ZM7 189H8V187H7ZM9 189H10V188H9ZM14 189H16V188L14 187ZM29 189H30V192H31V189H32V188H29ZM29 189H27V190H29ZM52 189H53V188H52ZM54 189H55V188H54ZM56 189H57V187H56ZM56 189H55V191H56ZM100 189H101V188H100ZM102 189H104V188H102ZM102 189H101V190H102ZM116 189H117V188H116ZM116 189H115V190H116ZM215 189H216V188H215ZM2 190H3V189H2ZM2 190H0V191L2 192ZM20 190H21V188H20ZM40 190H41V189H40ZM104 190L107 191L106 189H104ZM109 190H110V188H109ZM109 190H108V191H109ZM112 190H113V188H112ZM117 190H118V189H117ZM226 190H227V189H226ZM5 191H6V190H5ZM5 191H4V192H5ZM16 191H17V190H16ZM22 191H23V190H22ZM46 191H47V190H46ZM50 191H51V190H50ZM52 191H53V190H52ZM102 191H103V190H102ZM105 191H104V192H105ZM110 191H111V190H110ZM134 191H135V190H134ZM203 191H205V190H203ZM12 192H14L13 189H12ZM12 192H7V193H6V195L8 196V199H13V202H14V203L16 202L15 200H17V203H20V205H21L22 207H25L23 201H25V200L27 201V199H24V200H23L22 197H20V196H22L23 194H18L17 192H19V191H17V192L14 193V194H13ZM25 192L27 193V192H29V191H26V189H25ZM56 192H57L56 195L58 196V190H57ZM70 192H71V191H70ZM113 192H114V190H113ZM132 192H133V191H132ZM201 192H202V191H201ZM242 192H243V190H242ZM11 193H12L13 195H12ZM19 193H20V192H19ZM21 193H22V192H21ZM37 193H38V192H37ZM37 193L35 192V194H37ZM101 193H102V192H101ZM119 193H120V192H119ZM126 193H127V192H126ZM126 193H125V194H126ZM129 193H130V192H129ZM133 193H134V192H133ZM203 193H204V192H203ZM249 193H250V192H249ZM29 194H30V193H29ZM29 194H28V196H29ZM35 194H34V195H35ZM43 194L45 195V193H43ZM43 194H41V195H43ZM111 194H112L111 192H105V196H110ZM114 194H116V193H114ZM120 194H123V191H121ZM120 194H119V195H120ZM182 194H183V193H182ZM199 194H200V193H199ZM243 194H244V193H243ZM4 195H5V194H4ZM6 195H5V196H6ZM25 195H26V194H25ZM30 195H31V194H30ZM69 195H70V194H69ZM119 195H117V196H119ZM154 195H155V194H154ZM156 195H157V194H156ZM190 195H191V194H190ZM204 195H205V194H204ZM0 196H2V195H0ZM5 196H4V197H5ZM28 196L26 195L27 198H28ZM36 196L39 197L38 195H35L34 197L36 198ZM45 196H46V195H45ZM50 196H51V195H50ZM54 196H55V194H54ZM111 196H112V195H111ZM113 196H114V195H113ZM157 196H158V195H157ZM157 196H156V197H157ZM199 196H200V195H199ZM206 196H209V195H207V193H206ZM240 196H241V195H240ZM4 197H3V198H4ZM43 197H44V196H43ZM48 197H49V196H48ZM135 197H136V196H135ZM152 197H153V196H152ZM158 197H159V196H158ZM158 197H157V198H158ZM188 197H189V196H188ZM222 197H223V196H222ZM232 197H234V196H232ZM244 197H245V196H244ZM0 198H1V197H0ZM14 198H15V199H14ZM23 198H25V196H24ZM30 198H31V197H30ZM107 198H108V197H106V199H107ZM117 198H119V197H117ZM195 198H196V197H195ZM5 199H6V198H5ZM5 199H4V200H5ZM32 199H33V197H32ZM52 199H53V198H52ZM52 199H51V197H50V199L45 198V199L42 200L40 203H38V202H36V201L34 202L33 200H31V201H32V205H33V206H34V203H38V204H36V205L34 206V210H35V208H36L38 211H41L45 206H49V205H50V206L52 207V204H53ZM83 199H84V198H83ZM85 199L88 201L87 198H85ZM108 199H109V198H108ZM150 199H151V197H150ZM155 199H156V198H155ZM158 199H159V198H158ZM187 199H188V198H187ZM86 200L83 201V202H86ZM153 200H154V199H153ZM196 200H197V199H196ZM38 201H40V199H39ZM154 201H155V200H154ZM156 201H157V199H156ZM156 201H155V202H156ZM4 202H5V201H4ZM7 202H8V201H6V203H7ZM13 202H9V203L12 204ZM33 202H34V203H33ZM79 202H80V201H79ZM94 202H95V201H94ZM108 202H110V201H108ZM108 202H107V203H108ZM111 202H112V201H111ZM163 202H164V200H163ZM165 202H166V200H165ZM176 202H177V201H176ZM261 202H262V200H261ZM14 203H13V204H14ZM21 203H23V205H22ZM54 203H55V202H54ZM91 203H93V202H91ZM91 203H90V204H91ZM159 203H160V202H159V200H158L157 203L155 204V206H159ZM188 203H189V202H188ZM229 203H230V202H229ZM238 203H239V202H238ZM83 204H84V203H83ZM111 204H112V203H111ZM5 205H6V204H5ZM7 205H8V208H9V204H7ZM26 205H27V203H26ZM29 205H30V204H29ZM54 205H56V204H54ZM58 205H59V203H58ZM78 205H79V203H78ZM239 205H240V204H239ZM0 206H1V205H0ZM2 206H4V205H2ZM18 206H19V205H18ZM62 206H63V205H62ZM66 206H67V204H66ZM87 206H88V204H87V205H84L83 207L86 208ZM153 206H154V205H153ZM225 206H226V205H225ZM10 207H11V206H10ZM12 207L15 208V206H12ZM16 207H17V206H16ZM60 207H61V206H60ZM69 207H70V206H69ZM71 207H72V206H71ZM74 207H75V206H74ZM78 207H79V206H78ZM83 207H82V208H83ZM113 207H114V205H113L111 208H113ZM164 207H165V206H164ZM227 207H228V206H227ZM252 207H253V204H252ZM4 208H5V207H4ZM30 208L32 209L31 206H30ZM30 208H29L28 210H30ZM47 208H48V211H50V210H49V207H47ZM52 208H53V207H52ZM55 208H56V207H55ZM57 208H58V206H57ZM61 208H62V207H61ZM61 208H60L59 210H61ZM75 208H76V207H75ZM79 208H81V207H79ZM127 208H128V207H127ZM161 208H162V207H161ZM161 208H160V209H161ZM207 208H208V207H207ZM217 208H218V207H217ZM229 208H230V207H229ZM250 208H251V207H250ZM11 209H12V208H10V210H8V211L11 212ZM16 209H17V208H16ZM50 209H51V208H50ZM53 209H54V208H53ZM63 209H64V206H63ZM63 209H62V210H63ZM67 209H68V208H67ZM69 209H70V208H69ZM113 209H115V207H114ZM219 209H220V208H219ZM238 209H239V208H238ZM4 210L6 211V208H5ZM55 210H56V209H55ZM57 210H58V209H57ZM59 210H58V211H59ZM85 210H86V209H85ZM5 211H3V212H5ZM8 211H6V213H7ZM44 211H45V210H44ZM65 211H66V207H65ZM65 211H64L63 214H65V213L67 212V211H66V212H65ZM70 211H71V210H70ZM109 211H110V210H109ZM224 211H225V210H224ZM226 211H227V210H226ZM236 211H237V209H236ZM256 211H257V210H256ZM10 212H8V215L10 214ZM15 212H16V210H15ZM36 212H37V211H36ZM41 212H43V211H41ZM61 212H62V211H61ZM68 212H69V211H68ZM81 212H82V211H81ZM253 212H254V211H253ZM17 213H18V211H17ZM32 213H33V209H32ZM34 213H35V211H34ZM34 213H33V214H34ZM52 213H53V212H52ZM54 213H58V212H54ZM59 213H60V212H59ZM73 213H74V212H73ZM77 213H78V210H77ZM209 213H210V212H209ZM0 214H2V213H0ZM12 214H13V213H12ZM24 214H25V213H24ZM33 214H32V215H33ZM36 214H37V213H36ZM61 214H62V213H61ZM145 214H146V213H145ZM253 214H254V213H253ZM26 215H27V213H26ZM32 215H27V216H29V217H28V220H29L30 216H32ZM42 215H43V214H42ZM58 215H60V214H58ZM69 215H70V214H69ZM83 215H84V214H83ZM112 215H113V214H112ZM122 215H123V214H122ZM259 215H260V214H259ZM52 216H53V214H52ZM56 216H57V215L55 214V218H56ZM67 216H68V215H67ZM116 216H117V215L115 214V217H116ZM137 216H138V215H137ZM144 216H145V215H144ZM255 216H256V215H255ZM41 217H42V216H41ZM113 217H114V215H113ZM113 217H112V218H113ZM37 218H38V217H37ZM37 218H36V219H37ZM42 218H44V217H42ZM57 218H58V216H57ZM64 218H65V217H64ZM66 218H67V217H66ZM66 218H65V219H66ZM120 218H121V217H120ZM195 218H196V217H195ZM241 218H242V217H241ZM255 218H256V217H255ZM259 218H260V217H259ZM16 219H17V218H16ZM24 219H25V218H24ZM69 219H70V218H69ZM72 219H74V218H72ZM116 219H118V218H116ZM0 220H2V222H3V219H0ZM21 220H22V219H20V221H21ZM31 220H32V218H31ZM43 220L46 221V219H43ZM43 220H42V221L40 220V222L43 223ZM47 220H48V219H47ZM236 220H237V219H236ZM236 220H235V221H236ZM6 221H7V220H5L4 222H6ZM11 221H12V220H11ZM20 221H19L18 223H20ZM26 221H27V218H26ZM26 221H25V222H26ZM59 221H60V220H59ZM66 221H67V220H66ZM82 221H83V220H82ZM157 221H158V220H157ZM2 222H1V223H2ZM16 222H17V221H16ZM22 222H23V221H22ZM25 222H23V223H25ZM31 222H32V221H31ZM31 222L29 223V222L27 221V223H25V224H22V223H21V224H17V223H16V224H14V228L17 227V228H19L20 230H21V228L25 229L27 233H26V232H23L22 230H21V231H22L23 233H25V235H27V234H29V232H32L33 229H34V226L31 227V225H33L34 223H31ZM33 222H34V221H33ZM55 222H56V221H55ZM55 222H54V223H55ZM71 222H72V220L70 221V223H71ZM126 222H127V221H126ZM240 222H241V221H240ZM6 223H7V222H6ZM14 223H15V222H14ZM38 223H39V221H38ZM41 223H39V224H41ZM61 223H63V220H62ZM64 223H66V222H64ZM132 223H133V222H132ZM3 224H4V223H2L1 226H4V225H5V226H4V227H5L4 229H6V225H7V224H4V225H3ZM30 224H31V225H30ZM44 224H45V223H44ZM46 224H47V223H46ZM48 224H49V223H48ZM51 224H52V223H51ZM68 225H72V223H71V224H68ZM90 225H91V224H90ZM92 225H93V224H92ZM93 226H94V225H93ZM159 226H161V225H159ZM7 227H8V226H7ZM11 227H12V226H11ZM41 227H42V226H41ZM43 227H44V226H43ZM98 227H99V226H98ZM139 227H140V226H139ZM139 227H138V228H139ZM141 227H143V225H142ZM141 227H140V230H142ZM162 227H163V228H162L161 232L164 231V230H163V229H164V226H162ZM253 227H254V226H253ZM8 228H9V227H8ZM8 228H7V229H8ZM35 228H36V227H35ZM93 228H94V227H93ZM144 228H145V227H143V229H144ZM28 229H29V230H28ZM31 229H32V230H31ZM42 229H43V228H42ZM13 230H16V228L13 229ZM13 230H12V231H13ZM25 230H24V231H25ZM84 230H85V229H84ZM94 230H96V228H95ZM1 231H2V228H1ZM38 231H39V230H38ZM49 231H50V230H49ZM71 231H72V230H71ZM74 231H75V230H73V232H74ZM76 231H77V230H76ZM102 231H103V229H102ZM112 231H113V230H112ZM126 231H127V230H126ZM196 231H197V230H196ZM2 232H3V231H2ZM18 232H19V230H18ZM35 232H36V231H35ZM42 232H43V231H42ZM45 232H46V230L44 231V233H45ZM47 232H48V230H47ZM50 232H51V231H50ZM83 232H84V231H83ZM108 232H109V231H108ZM119 232H120V231H119ZM159 232H160V231H158V233H159ZM263 232H264V231H263ZM4 233H6V232H4ZM7 233H8V232H7ZM10 233H11V232H10ZM12 233H13V232H12ZM8 234H9V233H8ZM8 234H7V235H8ZM34 234H35V233H34ZM36 234H37V233H36ZM50 234H51V233H50ZM90 234H91V233H90ZM164 234H165V233H164ZM164 234H163V235H164ZM10 235H11V234H9V236H10ZM12 235H13V234H12ZM14 235H15V234H14ZM17 235H18V234H17ZM19 235H20V233H19ZM22 235H24V234H22ZM37 235H39V232H38ZM37 235H35V236L37 237ZM41 235H42V234H41ZM43 235H45V234H43ZM52 235H53V234H52ZM54 235H56V234H54ZM94 235H96V234H94ZM197 235H198V234H197ZM30 236H31V235H30ZM46 236H47V235H46ZM46 236H45V237H46ZM14 237H15V236H14ZM28 237H29V236H28ZM28 237H27V238H28ZM45 237H44V238H45ZM48 237H50V236H48ZM106 237H107V236H106ZM166 237H167V236H166ZM169 237H170V236H169ZM8 238H9V237H8ZM10 238H11V237H10ZM10 238H9V239H10ZM12 238H13V237H12ZM12 238H11L10 240H8L7 243H5V242H0V252L2 251V252H4V253H7L8 251H10V250L13 248L12 246H14V245H13V243H14L13 240H14V239L12 240ZM42 238H43V237H42ZM46 238H47V237H46ZM6 239H7V238H5V240H6ZM59 239H60V238H59ZM94 239H95V238H94ZM216 239H217V238H216ZM2 240L5 241L4 239H2ZM22 240H23V239H22ZM44 240H46V239H44ZM48 240H49V239H48ZM53 240H54V239H53ZM61 240H62V239H61ZM67 240H68V239H67ZM158 240H159V239H158ZM6 241H7V240H6ZM26 241H27V240H26ZM49 241H50V240H49ZM55 241H56V240H55ZM70 241H71V240H70ZM19 242H20V240H19ZM27 242H28V241H27ZM27 242H26L25 244H29V243H27ZM33 242H34V241H33ZM51 242H53V241H51ZM51 242H48V243H51ZM61 242H62V241H61ZM59 243H60V242H59ZM62 243H63V242H62ZM62 243H61V245H62ZM218 243H219V242H218ZM21 244H22V243H21ZM25 244H23V246H24ZM54 244H55V242H54ZM19 245H20V244H19ZM33 245H34V244H33ZM55 245H56V244H55ZM61 245L59 246L58 249H60ZM202 245H203V244H202ZM27 246H28V245H27ZM30 246H31V245H30ZM19 247H20V246H19ZM25 247H26V245H25ZM28 247H29V246H28ZM28 247H27V248H28ZM64 247H65V246H64ZM236 247H237V246H236ZM20 248H21V247H20ZM27 248H25V249H27ZM33 248H34V247H33ZM110 248H111V247H110ZM112 248H113V246H112ZM15 249H16V248H15ZM25 249H24V250H25ZM29 249H30V248H29ZM35 249H36V248H35ZM39 249H41V247H40ZM45 249H46V248H45ZM65 249H67V248H65ZM107 249H108V248H107ZM116 249H117V245H116ZM16 250H17V249H16ZM16 250H14V251H16ZM21 250H22V249H20V251H21ZM42 250H43V249H42ZM42 250H41V251H42ZM108 250H109V249H108ZM108 250H107V251H108ZM110 250H111V249H110ZM18 251H19V248H18ZM22 251H23V250H22ZM29 251H30V250H29ZM29 251H28V252H29ZM43 251H45V250H43ZM47 251H48V250H47ZM111 251H112V250H111ZM146 251H147V250H146ZM24 252H25V251H24ZM108 252H110V251H108ZM122 252H124V251H122ZM122 252H117V251H115L114 253H118L119 255H117V256H118L117 258H118V259H121V258H119V256H121V255L123 254ZM250 252H251V251H250ZM8 253H9V252H8ZM11 253H12V252H11ZM11 253H10V254H11ZM84 253H85V252H84ZM1 254H2V253H1ZM12 254H13V253H12ZM44 254H45V253H44ZM44 254H43V256H44ZM130 254L133 255L132 253H129L128 255H130ZM160 254H161V252H160ZM20 255H22V254H20ZM31 255H32V254H31ZM38 255H40V254H38ZM131 255H130V256H131ZM135 255H136V254H135ZM1 256H3V255H1ZM12 256H13V255H11V256H9V257H12ZM47 256H48V255H47ZM261 256H262V255H261ZM45 257H46V256H45ZM16 258H17V257H16ZM20 258H21V257H20ZM25 258H26V256H25ZM27 258H28V257H27ZM32 258H33V257H31V260H32ZM57 258H58V257H57ZM117 258L115 257L116 260L114 261V262H115L114 264H119V263H121L120 260H117ZM91 259H92V258H91ZM112 259H113V258H112ZM13 260H14V259H13ZM16 260H17V263H16L15 261H12L10 258H7V257H0V264H10V263H13V262H15L16 264H18V260H19V259H16ZM26 260H27V259H26ZM26 260H25V262H26ZM28 260H29V258H28ZM46 260H47V259H46ZM48 260H49V259H48ZM56 260H57V259H56ZM87 260H88V259H87ZM97 260H98V259H97ZM19 261H21V260H19ZM85 261H86V259H85ZM95 261H96V260H95ZM95 261H94V262H95ZM25 262H22V264H24ZM27 262H29V261H27ZM50 262H51V261H50ZM55 262H56V261H55ZM55 262H52V264L55 263ZM60 262H61V261H60ZM64 262H65V261H64ZM97 262H99V260H98ZM109 262H110V261H109ZM109 262H108V263H109ZM29 263H31V262H29ZM33 263H34V261L32 260V264H33ZM48 263H49V262H48ZM108 263H105V264H108ZM25 264H26V263H25ZM55 264H56V263H55ZM62 264H63V263H62ZM112 264H113V262H112ZM214 264H215V263H214Z\"/></svg>",
  "mask_w": 264,
  "mask_h": 264
}]
</instances>
